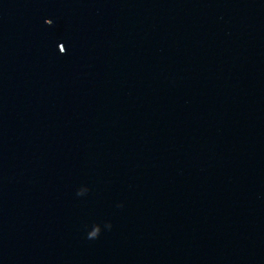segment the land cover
<instances>
[{
  "label": "water",
  "instance_id": "1",
  "mask_svg": "<svg viewBox=\"0 0 264 264\" xmlns=\"http://www.w3.org/2000/svg\"><path fill=\"white\" fill-rule=\"evenodd\" d=\"M0 264H264V0H0Z\"/></svg>",
  "mask_w": 264,
  "mask_h": 264
},
{
  "label": "snow or ice",
  "instance_id": "2",
  "mask_svg": "<svg viewBox=\"0 0 264 264\" xmlns=\"http://www.w3.org/2000/svg\"><path fill=\"white\" fill-rule=\"evenodd\" d=\"M64 48H65V50H66V46L64 45Z\"/></svg>",
  "mask_w": 264,
  "mask_h": 264
}]
</instances>
